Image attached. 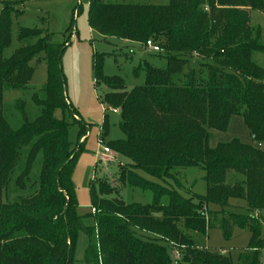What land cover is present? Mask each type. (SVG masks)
Instances as JSON below:
<instances>
[{"label": "trees", "instance_id": "16d2710c", "mask_svg": "<svg viewBox=\"0 0 264 264\" xmlns=\"http://www.w3.org/2000/svg\"><path fill=\"white\" fill-rule=\"evenodd\" d=\"M25 1L6 3L0 15V264H76L81 239L89 264H171L159 241L180 253L176 264H232L230 257L197 249L190 237L205 236L212 228H219L225 240L232 239L235 228L248 231L251 241L239 264H260L264 68L253 56L264 54V35L250 25L249 11L264 15V0H170L166 6L90 0L92 31L146 49L151 41L167 68L141 62L135 75L144 72L145 83L127 91L121 77L104 75L108 54L94 56V78L109 89L101 101L118 110L125 135L107 148L128 162L119 164L116 181L91 187L86 212L80 211L72 175L91 125L67 98L62 66L67 45L52 44L40 30L20 28L19 48L5 56L12 15L21 13L16 7ZM41 55L47 82L31 96L37 116L30 119L17 97L22 124L13 129L3 116L6 95L30 89L31 62ZM234 117L242 120L250 142L236 137L210 147L211 131L226 133ZM74 124L80 129L75 144L69 139ZM106 135L104 127L102 141ZM190 167L205 172L207 195L197 202L138 173L167 181ZM10 185L24 194L9 200ZM126 185L150 191L152 204H126L120 196ZM231 200L244 201L247 213L208 208L230 207Z\"/></svg>", "mask_w": 264, "mask_h": 264}, {"label": "rangeland", "instance_id": "374dc122", "mask_svg": "<svg viewBox=\"0 0 264 264\" xmlns=\"http://www.w3.org/2000/svg\"><path fill=\"white\" fill-rule=\"evenodd\" d=\"M10 1L21 0H0V15L5 4ZM109 4H149L166 6L170 0H103ZM90 0H26L19 7V15H12L11 45L5 51L9 57L20 46V28L37 29L47 35L54 45H67L62 57L63 73L66 80V94L69 102L77 110L79 116L85 123L91 125L89 134L85 138L84 151L79 155L77 164L72 175V185L78 201L80 211L86 212L91 205V187L97 186L101 180L109 182L116 181L119 164H125L128 160L115 157L114 152H104V147L112 141L125 138L120 128V114L114 113L113 109L102 103V96L109 92L104 85L98 84L94 78V56L96 54H108L104 58L103 73L106 77H121L124 80L126 90L129 91L136 86L145 83V74L141 72L135 75L141 62L146 61L151 66L159 69L167 68V60L160 57L158 53L146 49L144 45H137L125 42L117 38H104L99 33L90 29L88 24V9ZM250 25L260 27L264 35V15L256 10H250ZM72 27V28H71ZM254 61L264 68V54L256 53ZM34 68L29 90L24 94H7L4 102L3 116L7 124L13 128H19L22 124V116L18 109L17 97L25 104V113L34 119L37 116L36 108L31 102L32 94L42 88L47 82V65L43 55L31 62ZM118 111V110H117ZM58 118L62 117L60 111L56 112ZM107 129V135L101 140V134ZM242 120L238 117L232 118L231 125L226 133L211 131L213 138L209 146L216 147L221 142H228L233 138H239L242 142H250L243 130ZM79 126L74 124L69 130V139L75 144L79 134ZM246 140V141H244ZM39 170L37 166L34 173ZM148 181L158 183L170 189H174L185 199L194 200L196 197L207 195V183L205 172L198 167H190L176 172L175 180L159 181L142 172H138ZM12 184V183H11ZM24 193L10 185L8 189L9 200H15ZM120 196L126 204L150 205L153 202V195L150 191H143L140 188L123 186L120 189ZM168 197L162 198V204L167 205ZM230 207L222 208L219 205L209 204V210L219 212L228 211L239 215L247 213V206L244 201L231 200ZM264 236V212L262 213ZM135 234L141 236L142 231L134 229ZM233 237L225 240L219 228L207 230L205 236L190 233L194 239L197 249L210 250L231 258L232 264H239V254L246 250L251 241V234L246 230L235 228ZM163 245L171 260L176 264L180 253L176 252L169 243L159 241ZM85 240L79 241L75 251L76 264H89L84 260ZM260 264H264V251L260 255Z\"/></svg>", "mask_w": 264, "mask_h": 264}, {"label": "built area", "instance_id": "2783aa9c", "mask_svg": "<svg viewBox=\"0 0 264 264\" xmlns=\"http://www.w3.org/2000/svg\"><path fill=\"white\" fill-rule=\"evenodd\" d=\"M147 47H148L150 50L154 51V52H158V51H159V48H158L156 45H154L151 41H148V43H147ZM113 112H114V113H118L117 110H113ZM104 152H105V153H110V150H109L107 147H104Z\"/></svg>", "mask_w": 264, "mask_h": 264}, {"label": "crops", "instance_id": "0c3cea01", "mask_svg": "<svg viewBox=\"0 0 264 264\" xmlns=\"http://www.w3.org/2000/svg\"><path fill=\"white\" fill-rule=\"evenodd\" d=\"M248 138V137H247ZM248 140H249V138H248Z\"/></svg>", "mask_w": 264, "mask_h": 264}]
</instances>
